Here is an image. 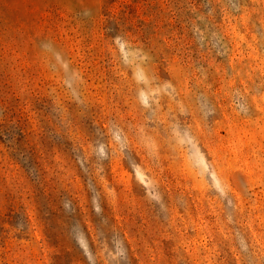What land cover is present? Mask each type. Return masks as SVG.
<instances>
[{"label": "rangeland", "instance_id": "obj_1", "mask_svg": "<svg viewBox=\"0 0 264 264\" xmlns=\"http://www.w3.org/2000/svg\"><path fill=\"white\" fill-rule=\"evenodd\" d=\"M0 264H264V0H0Z\"/></svg>", "mask_w": 264, "mask_h": 264}]
</instances>
